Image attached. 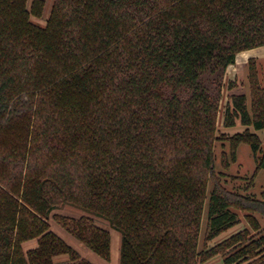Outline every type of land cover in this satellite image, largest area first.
<instances>
[{"label":"trees","instance_id":"16d2710c","mask_svg":"<svg viewBox=\"0 0 264 264\" xmlns=\"http://www.w3.org/2000/svg\"><path fill=\"white\" fill-rule=\"evenodd\" d=\"M40 3L0 0V264H94L51 218L106 260L119 231V264H264L255 217L258 236L200 249L206 207V241L239 222L236 210L264 216V193L229 189L215 153L231 142L228 168L247 143L264 168L254 68L251 101L233 93L224 116L248 127L218 135L228 66L264 45V0H54L46 25L32 20ZM64 204L90 215L53 212Z\"/></svg>","mask_w":264,"mask_h":264},{"label":"rangeland","instance_id":"374dc122","mask_svg":"<svg viewBox=\"0 0 264 264\" xmlns=\"http://www.w3.org/2000/svg\"><path fill=\"white\" fill-rule=\"evenodd\" d=\"M35 0H28V8L32 10ZM40 13L32 14V20L41 25H46L51 16L54 0H42L40 3ZM254 68L258 83L264 88V45L255 48L240 51L237 54L236 62L228 66L224 77V88L222 91V98L220 101V109L218 113V135H233L238 132H244L248 126L241 124L238 119L237 124L232 127L224 126V116L227 104L230 102L231 95L233 93H245L247 94L249 101H251V72ZM250 103V102H249ZM250 129L257 132L264 141V130H256L253 127ZM216 153V168L218 172H224L222 177L224 183L229 189L239 191L245 194H249L255 197H261L264 193V168L258 169L257 162L252 146L247 143L239 144L237 148L236 161L230 162L228 168L225 167V159H231V142L227 139H218L215 144ZM212 185H210V190ZM239 216V222L231 228L225 230L215 238L206 241V226H207V207L203 216L202 234L200 239V249L212 247L227 237L241 231L248 229L251 234L259 235L258 231L264 228V216L258 212H248L244 210H236ZM54 213L65 214L72 217H81L83 215H90V213L82 208L74 206L72 204H64L61 207L55 209ZM249 215H251L249 217ZM251 217H255L260 224L259 230L254 227V222ZM51 225L56 231H61L66 236L67 240L74 243L78 249L81 247L88 252V258L95 264H119L120 256V241L116 240V237L120 233L115 230L116 234L113 239V250L111 260H106L93 252L84 243L79 241L76 237L66 231L60 224L51 218ZM96 222L104 227H109L108 221L101 217H96ZM110 228V227H109ZM113 229V228H110ZM114 233V230H113ZM120 239V238H119ZM79 250V249H78ZM84 251V252H85ZM105 261H109L105 263ZM198 264H224V256L219 254L205 262H199Z\"/></svg>","mask_w":264,"mask_h":264},{"label":"crops","instance_id":"0c3cea01","mask_svg":"<svg viewBox=\"0 0 264 264\" xmlns=\"http://www.w3.org/2000/svg\"><path fill=\"white\" fill-rule=\"evenodd\" d=\"M52 229L56 232V233H58L67 243H69L73 248H75L81 255H82V257H84V258H86V259H88V260H90L87 256L90 254H88V252L89 251H85V249L83 250L81 247H79V245H78V249L75 247V245H74V243H71V242H69L68 240H67V238H66V236H64V233H62L61 231H56L54 228H53V226H52ZM113 230H114V233H113ZM110 231H111V253H112V250H113V246H112V243L114 242L113 241V239H114V235L116 234V232H115V229H110ZM120 233V232H119ZM116 235H118V234H116ZM120 238V239H119ZM116 240H118V241H121V235L119 236H117L116 237ZM23 246H24V248H25V250L27 251V250H30V249H33V248H35V247H37L38 246V239L37 238H34V239H30V240H27V241H25L24 243H23ZM92 250V249H91ZM85 251V252H84ZM93 251V250H92ZM93 252H95V251H93ZM96 253V252H95ZM96 254H98V253H96ZM99 255V254H98ZM100 256V255H99ZM102 257V256H101ZM111 257H112V255H111ZM103 258V257H102ZM69 259V256L67 255V254H61V255H58V256H56V258H55V260H56V262H58V263H60V262H66L67 260ZM105 259V258H104ZM111 260V259H110ZM109 260V261H110ZM91 261V260H90ZM109 261H105V263H108ZM91 262H93V261H91ZM94 263V262H93ZM95 264V263H94Z\"/></svg>","mask_w":264,"mask_h":264}]
</instances>
